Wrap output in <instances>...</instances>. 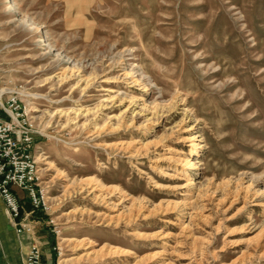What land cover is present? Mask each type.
I'll use <instances>...</instances> for the list:
<instances>
[{"label": "rangeland", "instance_id": "obj_1", "mask_svg": "<svg viewBox=\"0 0 264 264\" xmlns=\"http://www.w3.org/2000/svg\"><path fill=\"white\" fill-rule=\"evenodd\" d=\"M9 1L54 260L264 264V0ZM26 250L0 198V264Z\"/></svg>", "mask_w": 264, "mask_h": 264}, {"label": "built area", "instance_id": "obj_2", "mask_svg": "<svg viewBox=\"0 0 264 264\" xmlns=\"http://www.w3.org/2000/svg\"><path fill=\"white\" fill-rule=\"evenodd\" d=\"M21 97L16 90L0 89V198L16 234L27 242L23 264H46L43 246L37 239V227L31 218L35 211L47 214L49 206L40 187L34 126ZM18 192L25 193L29 200ZM28 204L32 207L29 212L25 209ZM50 225H54L52 221L48 222L47 227ZM47 232L49 235H59L55 226L53 230L47 229ZM54 251L60 256L58 245L53 246ZM52 264H59L58 259Z\"/></svg>", "mask_w": 264, "mask_h": 264}, {"label": "crops", "instance_id": "obj_3", "mask_svg": "<svg viewBox=\"0 0 264 264\" xmlns=\"http://www.w3.org/2000/svg\"><path fill=\"white\" fill-rule=\"evenodd\" d=\"M39 238L41 240L42 246H43V251H44V261L46 264H52L54 262V258L52 256L53 252V238L47 230H41L39 232Z\"/></svg>", "mask_w": 264, "mask_h": 264}, {"label": "bare ground", "instance_id": "obj_4", "mask_svg": "<svg viewBox=\"0 0 264 264\" xmlns=\"http://www.w3.org/2000/svg\"><path fill=\"white\" fill-rule=\"evenodd\" d=\"M6 3L10 4L11 2L9 0H6ZM9 7V6H8ZM11 8V7H10ZM114 100V98H113ZM112 104V103H111ZM128 109V108H127ZM125 113V112H124ZM195 154V151L192 152V155ZM191 161H189L188 163H190ZM195 163H190L191 166H193Z\"/></svg>", "mask_w": 264, "mask_h": 264}]
</instances>
